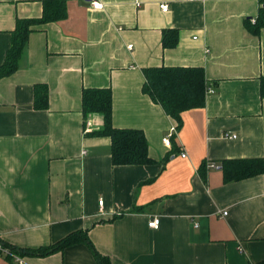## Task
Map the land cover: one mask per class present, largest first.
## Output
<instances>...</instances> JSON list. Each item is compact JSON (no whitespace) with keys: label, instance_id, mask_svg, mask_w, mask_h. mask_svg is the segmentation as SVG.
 <instances>
[{"label":"crops","instance_id":"obj_1","mask_svg":"<svg viewBox=\"0 0 264 264\" xmlns=\"http://www.w3.org/2000/svg\"><path fill=\"white\" fill-rule=\"evenodd\" d=\"M141 1L67 0L65 17L34 24L18 68L0 76V242L27 264H100L96 252L110 264L263 261L264 172L227 181L226 161L264 162V27L252 29L264 0ZM43 11V0H0V65L18 18ZM168 29L178 40L166 47ZM157 65L204 67L206 103L180 128L143 90ZM108 85L113 125L143 130L153 163L115 165L111 138L92 135L104 120L85 122L83 89ZM0 264L16 262L0 252Z\"/></svg>","mask_w":264,"mask_h":264},{"label":"trees","instance_id":"obj_2","mask_svg":"<svg viewBox=\"0 0 264 264\" xmlns=\"http://www.w3.org/2000/svg\"><path fill=\"white\" fill-rule=\"evenodd\" d=\"M43 1L44 11L41 16L18 18L17 25L12 33L11 47L7 51L3 64L0 65V76L11 74L18 68L19 59L34 24L65 17L67 0ZM262 27H264V6L261 7V12L252 29L258 33ZM177 40L178 31L176 29L165 31L163 43L166 47L174 46ZM144 72L146 79L143 90L177 121V128L182 125L183 112L205 105L207 78L203 66L157 65L146 67ZM261 93L264 96V76H262L261 81ZM48 100V87L45 84H37L35 106L46 108L48 107ZM82 103L85 122L91 114L99 113L102 115L103 127L93 131L92 135H107L111 138V155L115 165H143L155 161L149 155V143L143 130L117 128L113 125V93L111 86L84 87ZM226 163H230L227 167V181L264 172V162L258 158L228 160ZM79 239L77 234H72L54 247L62 248L77 242ZM33 251L47 253L50 248H40ZM96 256L100 264H110V260L99 252H96ZM250 264H264V260L256 263L251 262Z\"/></svg>","mask_w":264,"mask_h":264},{"label":"built area","instance_id":"obj_3","mask_svg":"<svg viewBox=\"0 0 264 264\" xmlns=\"http://www.w3.org/2000/svg\"><path fill=\"white\" fill-rule=\"evenodd\" d=\"M135 3L137 5H140L142 3L141 0H134ZM91 5L94 8H100L103 7V2L102 0H91ZM163 10H167L169 8V3H163L162 5ZM129 46H132V44H130ZM176 132V127H173L169 132H167L164 136H163V143L168 146L171 147L172 146V136L173 133ZM229 137H237L236 134H232V135H228ZM183 156H185V153H182ZM211 167H216L215 163L211 164ZM100 205L103 206L104 205V199L100 198ZM228 212L225 211L224 214H227ZM149 227L152 229H159V227L161 226V218L160 216H154L152 217L149 222ZM0 252L5 253L6 255H9L13 258V260L16 262V264H27V262L25 261L23 255L7 246H5L2 242H0Z\"/></svg>","mask_w":264,"mask_h":264}]
</instances>
